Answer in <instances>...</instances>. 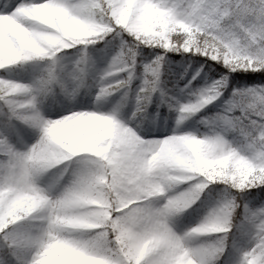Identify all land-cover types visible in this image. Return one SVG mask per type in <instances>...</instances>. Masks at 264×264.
<instances>
[{
    "label": "snow or ice",
    "instance_id": "snow-or-ice-1",
    "mask_svg": "<svg viewBox=\"0 0 264 264\" xmlns=\"http://www.w3.org/2000/svg\"><path fill=\"white\" fill-rule=\"evenodd\" d=\"M116 39L118 50L96 81L97 100L130 89L141 45L193 52L198 62L203 55L223 74L194 87L201 65L181 90H187L186 101L165 100L159 87L164 54L143 64L137 111L160 91L161 102L179 113L172 134L161 138L142 137L117 118L116 109L46 118L37 97L55 84L74 97L85 80L87 46ZM74 46H80L79 59L66 68L58 53ZM45 57L50 62L32 85L0 78L7 109L0 129V264H216L240 206L237 195L225 190L203 220L182 234L170 217L213 183L237 194L259 188L264 200V0H11L0 8V68ZM238 70L261 82L233 87L220 111L201 116L207 131L181 132L185 114L222 97ZM125 72L124 78L114 75ZM97 124L107 126L103 139L92 135ZM29 130L37 138L21 150ZM77 154L84 155L63 191L40 186L42 173ZM68 170L64 165L57 180ZM181 181L187 182L184 190L154 206L153 198ZM31 219L42 223L26 222ZM240 227L251 247L237 264H264V203H245ZM202 233L215 234L214 241L190 246Z\"/></svg>",
    "mask_w": 264,
    "mask_h": 264
},
{
    "label": "rangeland",
    "instance_id": "rangeland-1",
    "mask_svg": "<svg viewBox=\"0 0 264 264\" xmlns=\"http://www.w3.org/2000/svg\"><path fill=\"white\" fill-rule=\"evenodd\" d=\"M19 3V0H16ZM11 0H0V8H3L5 4H10ZM111 39V38H109ZM119 40H112L110 45L105 44L97 45L96 47H92L89 45V54L88 59L84 62V67L86 69L85 72V80L83 85L78 89L76 95L74 97H70L66 95L60 88L58 84L51 85L50 90L42 93L37 100L39 101L38 106L41 109L42 114L46 118H58L63 117L65 114H71L76 110L88 109V110H96L99 109L103 113H110L113 109H116L117 118L124 121L128 124V126L132 127L135 131L138 132L142 137L146 139H154L161 138L167 135L172 134L173 129L177 127V118L179 113L174 108L173 112H167L165 110L156 109V105H160L161 102V92H156L151 102L147 105V107L143 111H137L136 109V99H135V90L137 85L134 86V83L140 84L142 79V71L143 64L148 63L154 58L157 54H164L165 62L161 66L164 69V66L167 68V72L171 75H167L166 81L174 82L176 85V89L172 95H170L167 100H171L172 98H178L182 102L186 101L189 97L187 95V90L182 92L181 90L184 88V85L190 80L193 74L196 73L198 69H200L201 65L196 62L189 61L188 57L181 56L175 58L163 50L153 49L150 47L148 50L141 45L139 49V55L137 56V64L135 66V78L132 80L130 89L129 88H121L118 91L111 93L101 99L97 100L98 87L96 85V81L99 78V75L96 74L95 70L100 69L103 70L109 64L111 58L114 56L113 52L118 50ZM80 46H76L75 49L67 50L64 52L58 53V56L61 57L59 63L63 64L66 68L72 67L73 63L79 59V49ZM111 48V49H110ZM151 52V53H150ZM48 57L33 61L18 62L14 65H7L3 68H0V78L5 77L4 79L18 81L27 85H32L34 81L41 75L45 66L49 63ZM138 66V69H137ZM223 68V65H220ZM224 70L227 71L225 68ZM3 72V73H2ZM245 71L238 70L237 72L231 73L232 75H239L244 73ZM251 72V71H247ZM183 74V76H182ZM120 76V78H124L126 76V72L122 74H115ZM182 77V78H181ZM217 79L215 75L211 74L208 69L203 67V70L200 72V75L197 77L195 81H193L194 87H199L204 85L206 82L210 83L212 80ZM161 80V78H160ZM162 81V80H161ZM259 82H246L244 85L237 84L236 79L234 81H229V86L225 89L224 95L220 97L217 101L210 103L211 110L213 113H216L221 110V106L224 101L230 96L233 87H246L250 84L260 83ZM161 83V82H160ZM127 92V95H125ZM165 104V103H164ZM167 104V103H166ZM207 105V106H209ZM153 106V107H151ZM203 110V109H202ZM202 110H198L194 114H185L186 119L180 126L181 132H194V133H203L207 131L206 127L199 123L201 118ZM0 112L3 114L7 113V109L3 106V101H0ZM135 113V115H133ZM6 119L2 122L0 128L2 129ZM13 123L17 124L20 127L23 125L20 124L19 121L13 120ZM93 136L103 139L106 135H108L107 126L104 124H97L93 129ZM37 138V133L34 130H29L25 139L24 145H18L21 150L27 145H30ZM84 154H77L76 157H73L67 162H61V165H54L51 169H47L44 173H42L38 182L41 187H47L48 185H53V193L58 194L60 191L70 183L72 177V171L78 167L77 161L79 157ZM67 165L69 170L64 173L63 176L57 180V177L60 176L61 168ZM222 186V194L216 195L211 190H206L204 195L201 194L199 199L191 205L187 210L181 212L178 215H173L170 217V225L174 228V230L182 234L193 226L198 225L201 220L208 214L209 211L221 200L224 195L227 193L231 195H236V191L232 189L229 185H224L221 182ZM185 181H181L178 184L173 185L171 188L167 189L165 193L159 194V198H153L155 203L154 206L159 207L164 202H166L163 198L167 196L169 193L175 194L179 191H182L186 188ZM248 193L246 192V195ZM245 200L239 202V212L238 217L233 222L234 225V233L236 231L242 232L241 230V222L244 218V204H249L250 207H258L260 204L264 203V200L259 198V194L257 196H245ZM77 205L69 204L67 206L68 211L74 212ZM237 216V215H236ZM71 218V217H70ZM32 225H39L42 223L39 219H31L26 221ZM20 223H25L24 221ZM71 226V225H69ZM233 233V234H234ZM212 239H215V234H196L190 241L189 244L192 247L197 246H207ZM231 250L233 255L229 257L224 264H237V261L241 258L242 252L245 249L251 247V237L247 235L246 242H241L239 238L232 235L230 239Z\"/></svg>",
    "mask_w": 264,
    "mask_h": 264
},
{
    "label": "trees",
    "instance_id": "trees-1",
    "mask_svg": "<svg viewBox=\"0 0 264 264\" xmlns=\"http://www.w3.org/2000/svg\"><path fill=\"white\" fill-rule=\"evenodd\" d=\"M92 47H96L97 45H103L104 46V42L103 41H99V42H95L93 44H90ZM145 47V46H144ZM76 46H74L73 48H70L71 50L75 49ZM147 50L149 47H145ZM153 48V49H159V50H163L161 48H158V47H150V49ZM111 49V48H110ZM69 50V49H67ZM67 50H62V52L64 51H67ZM117 51V49H116ZM164 51V50H163ZM116 52H113V55H115ZM151 53V52H150ZM168 55L172 56V57H175L178 59V57H181V56H186L188 57L189 61H194L196 63H198L199 65H203V67H205L206 69L209 70V72L213 75H215L216 78H218L220 75H222L223 73L222 72H219L217 71V66L215 64V62L211 61L210 59H208L207 57H204L203 55H200L199 56V62L197 60V56L193 54V52H166ZM154 58L151 59V61L153 60ZM43 60V58L41 59ZM24 63H27V62H24ZM211 66V67H210ZM220 67V66H219ZM164 71L167 73V68L164 66ZM226 72V70H224ZM1 73V72H0ZM3 73V72H2ZM241 76L239 75H232V77H236V81H237V84L239 85H244L246 82H259V80L255 79L254 77L256 76L255 73L253 72H244L242 74H240ZM3 78H5L3 76ZM231 81H234V79H230V83ZM137 85L138 87V83H135V86ZM161 88H162V91L163 93L165 94L164 95V99L167 100V98L172 95L176 89L175 87V84L173 82H163L162 85H161ZM156 109L159 108V109H162V110H165L167 112H173L174 108H170L168 106V104H164V103H161L160 105H156ZM153 107V106H151ZM214 114L213 111L211 110V107L210 105L205 107L203 109V111L201 112V116H207V115H212ZM4 119H6V114H3L2 112H0V126L2 124V122L4 121ZM1 129V128H0ZM186 186H187V182H185ZM222 186H221V183H213V184H210L205 190L204 192H206V190H211L213 193H215L216 195H221L222 194ZM259 191L260 189L259 188H252V189H246L242 192H240L239 194H237L236 192V195H237V199L238 201H242L243 199L245 200V196L247 197L246 195V192L249 193H255L256 195L254 196H257V194H259ZM204 195V193L202 194ZM238 213L239 212V209L236 208L235 211H234V214H233V222L236 220V218L238 217ZM237 215V216H236ZM234 225L232 227V230L231 232L229 233L228 235V239H227V243H226V249H225V252L223 255H221L219 257V259L216 261V264H224L225 261L231 257V255H233V252L231 250V243H230V239L233 236L237 237L240 239L241 242H246L247 240V235H244L243 234V231L242 232H238L236 231L234 233ZM234 233V234H233ZM214 241V239H212L210 242ZM208 242V243H210Z\"/></svg>",
    "mask_w": 264,
    "mask_h": 264
},
{
    "label": "bare ground",
    "instance_id": "bare-ground-1",
    "mask_svg": "<svg viewBox=\"0 0 264 264\" xmlns=\"http://www.w3.org/2000/svg\"><path fill=\"white\" fill-rule=\"evenodd\" d=\"M95 72H96L97 75H100L101 72H102V70H100V69H96Z\"/></svg>",
    "mask_w": 264,
    "mask_h": 264
}]
</instances>
